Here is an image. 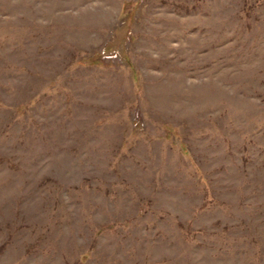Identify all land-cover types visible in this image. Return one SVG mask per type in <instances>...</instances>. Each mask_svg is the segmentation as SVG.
<instances>
[{
    "label": "rangeland",
    "instance_id": "obj_1",
    "mask_svg": "<svg viewBox=\"0 0 264 264\" xmlns=\"http://www.w3.org/2000/svg\"><path fill=\"white\" fill-rule=\"evenodd\" d=\"M0 264H264V0H0Z\"/></svg>",
    "mask_w": 264,
    "mask_h": 264
}]
</instances>
